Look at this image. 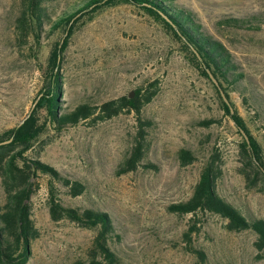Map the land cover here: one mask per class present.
Listing matches in <instances>:
<instances>
[{"label": "rangeland", "instance_id": "1", "mask_svg": "<svg viewBox=\"0 0 264 264\" xmlns=\"http://www.w3.org/2000/svg\"><path fill=\"white\" fill-rule=\"evenodd\" d=\"M77 1H54L50 8L58 15ZM173 3L192 12L205 31L227 48L264 97V22L257 29H235L221 23L264 15V0ZM19 10V0H0V133L20 124L46 90L48 52L66 38L59 30L48 40L43 38L39 46L18 42L15 20ZM58 73L59 107L66 110L80 104L99 107L155 83L156 95L142 109V119L151 125L141 140L143 158L135 170L120 173L136 145L138 123L133 113L104 121L86 120L63 131H56L46 115L39 114L44 131L24 154L85 186L78 197L67 195L66 188L58 184L54 191L62 205L93 208L111 216L114 234L108 244L123 264H264V251L253 246V232H229L217 215H177L169 210L191 196L212 155L220 168L217 193L245 216L264 220V194L259 186H246L237 171V128L224 116L213 87L182 56L161 25L133 5L101 7L75 25ZM230 99L243 118L254 119L251 131L264 152V106L263 116L258 117L247 112L238 94L231 92ZM204 120L215 123L200 126ZM179 149L191 151L195 161L182 165L176 155ZM47 181V176L39 174V189L31 197L39 237L30 244L26 264L88 261L97 230L67 219L52 221ZM3 199L0 181V203ZM192 227L190 238H185ZM193 249L205 254L203 262Z\"/></svg>", "mask_w": 264, "mask_h": 264}, {"label": "trees", "instance_id": "2", "mask_svg": "<svg viewBox=\"0 0 264 264\" xmlns=\"http://www.w3.org/2000/svg\"><path fill=\"white\" fill-rule=\"evenodd\" d=\"M54 1L58 0H19L20 10L15 20L18 42L29 41L30 44L39 46L43 38L48 40L59 30L65 32L66 38L63 42L55 44L48 52L45 62V70H49L46 90L41 92L42 95L28 118L0 133V181L4 191V199L0 203V264H26L30 256V244L39 237L31 210V197L39 189L37 182L39 174L48 177L47 202L52 221L67 219L79 227L97 230L88 261H76L72 264H123L108 244V239L114 234L111 216L93 208L80 209L62 205L54 191L55 185L58 184L66 188L67 195L78 197L85 191V186L81 182L70 180L39 159L24 156L39 142L44 131L45 126L39 123V114H45L46 120L56 131H63L86 120L104 121L121 113H133L138 123L136 145L122 165L120 173L135 170L142 160L144 147L141 140L145 135V129L151 125L149 120L142 119V109L156 95L155 83H149L144 89L141 87L135 89L129 95L106 101L99 107L87 104H80L71 110L59 107L61 79L58 69L62 53L77 22L85 15L91 16L101 7L122 3L133 5L162 26L182 56L213 87L224 116L237 128L236 133L239 136L237 171L246 186H259V192L264 194V152L251 131L250 124L254 119L250 116L246 120L239 114L231 103L230 93L238 94L247 112L253 111L254 116L258 117L263 116L261 110L264 106V97L246 79L233 55L219 40L205 31L192 12L174 4L173 0H78L55 15L50 8ZM263 18L264 15L259 14L248 18L224 19L221 23L235 29H257L264 22ZM34 59L38 60V57L34 56ZM206 70L217 81L233 113L223 101ZM213 123L214 120H204L198 124L208 127ZM239 129L244 131L249 143ZM176 155L182 165L190 164L196 159L194 154L186 149L177 150ZM216 160V155H212L204 163L191 196L184 202L171 205L169 210L177 215L198 213L217 215L226 222L224 228L229 232H253L256 235L254 248L258 252L264 251V220L253 215L245 216L217 193L220 168ZM151 168L156 169L154 166ZM194 229L195 227H192L185 234V238L189 239V233ZM192 252L200 262L205 260V254L201 250L193 249Z\"/></svg>", "mask_w": 264, "mask_h": 264}, {"label": "water", "instance_id": "3", "mask_svg": "<svg viewBox=\"0 0 264 264\" xmlns=\"http://www.w3.org/2000/svg\"><path fill=\"white\" fill-rule=\"evenodd\" d=\"M195 53H196V52H195ZM196 55H197V57L199 58V56H198L197 53H196ZM206 72H207L209 78L211 79V81H212V82L214 83V85L218 88V90H219V92H220V95H221L223 101L229 106V108H230V110H231V113H233L232 107L230 106V104H229L228 100L226 99L224 93H223L222 90L220 89V87H219L217 81L215 80V78L213 77V75H212L208 70H206ZM37 101H38V99L34 102L32 109L34 108V106H35V104L37 103ZM32 109H31V111H32ZM31 111H30V113H31ZM30 113L27 115L26 118H28V116L30 115ZM26 118H25V119H26ZM25 119H24V120H25ZM24 120H23V121H24ZM23 121H22V122H23ZM22 122H21V123H22ZM239 131H240V133L242 134V136L244 137V139L246 140V142L249 143V141H248V137L246 136V134L244 133V131H243L242 129H239Z\"/></svg>", "mask_w": 264, "mask_h": 264}]
</instances>
